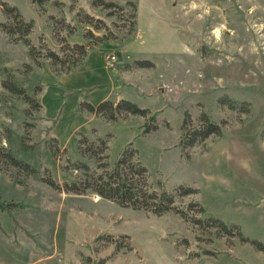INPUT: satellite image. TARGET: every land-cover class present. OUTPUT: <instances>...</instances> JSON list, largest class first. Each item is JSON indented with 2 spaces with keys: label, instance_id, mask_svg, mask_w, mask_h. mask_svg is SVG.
<instances>
[{
  "label": "rangeland",
  "instance_id": "374dc122",
  "mask_svg": "<svg viewBox=\"0 0 264 264\" xmlns=\"http://www.w3.org/2000/svg\"><path fill=\"white\" fill-rule=\"evenodd\" d=\"M107 1L120 8L51 0L41 10L32 0H0V66L41 103L8 91L0 72V264H264V250L252 243L264 247V0ZM2 2L34 20V43L44 39L57 51L63 38L88 45L83 60L70 70L47 57L36 63L3 31ZM79 12L99 18L98 27ZM105 99H129L150 114L110 119L84 104ZM203 112L222 134L185 157L184 118L198 123ZM152 115L158 128L145 132ZM79 131L107 138L112 162L133 144L155 187L197 188L184 201H200L204 219L223 220L233 234L48 185L45 167L61 182L70 177L63 165L67 155L80 157ZM9 152L38 172L14 166Z\"/></svg>",
  "mask_w": 264,
  "mask_h": 264
},
{
  "label": "trees",
  "instance_id": "16d2710c",
  "mask_svg": "<svg viewBox=\"0 0 264 264\" xmlns=\"http://www.w3.org/2000/svg\"><path fill=\"white\" fill-rule=\"evenodd\" d=\"M51 0H32L43 10L45 3ZM57 1V0H56ZM95 6H101L106 9L117 10L120 5L113 1L93 0ZM3 13L6 20L1 22L3 31L8 35L13 43L22 42L29 51L30 56L36 63H40L41 57L51 59L54 66L60 65L63 69L70 70L71 66L81 62L88 51V45L84 43H70L66 38L62 39L60 51L51 48L44 39L39 44L34 43L32 34L34 31V20L27 18L22 11L14 4L2 2ZM78 17L83 18L82 22H87L97 26L96 18L90 13H78ZM56 22H66L64 19L52 17ZM1 58V51H0ZM30 66V65H29ZM0 72L8 76L3 80V86L13 94L23 97L27 102L34 103L40 107L41 103L33 96L27 93L26 89L19 85L12 71L7 67L0 66ZM222 102H227L230 107L237 108V101L223 98ZM85 107L96 115H103L110 119H116L121 112H127L135 115L149 116L150 111L146 107H141L136 102L129 99L114 101L111 99L103 100L99 105L85 102ZM243 110V109H242ZM145 124V132H150L158 128L155 115L149 117ZM183 134L181 136V147L185 157H188V149L195 144L204 142L209 137L222 134V126L213 121L210 116L203 112L199 117V122L194 123L192 117L187 114L183 121ZM78 150L80 157L72 159L67 155L64 170L70 175L63 182L54 177L52 170L45 167L42 173V180L53 188L73 194L96 193L102 198L116 202L122 207L135 210H146L156 216H163L166 213L173 212L180 215L187 221L201 226L209 224L216 227L221 232L233 234L232 229L221 219L209 217L205 220L203 214L205 208L200 201L185 198L194 195L198 189L187 184H179L173 190L165 189L163 186L155 187L150 178V171L146 164L141 160L137 148L133 144L126 146L116 158L111 161L109 140L102 136L92 138L86 133L78 132ZM55 141L58 143V139ZM54 156L58 157L60 147L57 144ZM67 154V150L65 149ZM9 161L16 167L25 170L28 173L38 172L37 168L29 162L24 161L12 153H7ZM4 207V205H2ZM11 212L10 205L5 206ZM207 221V222H206ZM206 222V223H205ZM239 236L243 240H248L242 235L239 226ZM252 243L258 248L264 250L261 243L253 240Z\"/></svg>",
  "mask_w": 264,
  "mask_h": 264
},
{
  "label": "built area",
  "instance_id": "2783aa9c",
  "mask_svg": "<svg viewBox=\"0 0 264 264\" xmlns=\"http://www.w3.org/2000/svg\"><path fill=\"white\" fill-rule=\"evenodd\" d=\"M106 60H107V66L110 67V68H113V67L116 66L117 61H118L117 55L110 54V55L107 56Z\"/></svg>",
  "mask_w": 264,
  "mask_h": 264
}]
</instances>
